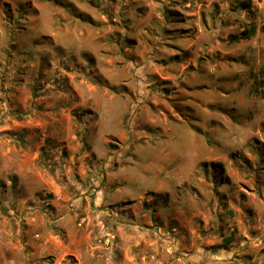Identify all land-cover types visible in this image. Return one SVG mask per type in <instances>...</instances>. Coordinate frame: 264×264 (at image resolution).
<instances>
[{
    "label": "rangeland",
    "instance_id": "1",
    "mask_svg": "<svg viewBox=\"0 0 264 264\" xmlns=\"http://www.w3.org/2000/svg\"><path fill=\"white\" fill-rule=\"evenodd\" d=\"M242 1L0 0V146L44 139L46 157L41 125L62 120L60 157L128 193L84 233L1 179L0 264H120L117 227L148 215L152 264H264V0Z\"/></svg>",
    "mask_w": 264,
    "mask_h": 264
},
{
    "label": "crops",
    "instance_id": "2",
    "mask_svg": "<svg viewBox=\"0 0 264 264\" xmlns=\"http://www.w3.org/2000/svg\"><path fill=\"white\" fill-rule=\"evenodd\" d=\"M54 123L56 122L52 121V124L41 125L42 129L39 130V133L41 131L43 134L46 133L44 131H49L48 134L55 140L52 144L48 140V145L51 146V153L46 157L41 154L42 146L45 144L44 139L31 145L28 141L23 143L15 141L16 143L8 147V149L0 146V181L1 179H6L8 184L13 181L19 188H23L24 191L30 192V194L42 191L51 193L53 199L50 205L55 207L57 212L55 221H62L64 225L77 226L76 230L78 231L91 233L92 228L96 225L93 221L94 216L91 215L92 209L97 211L95 216L99 217L101 221L103 220V224L109 225L104 216L110 212L114 213L117 204L124 201L128 195V193L118 190L113 192L112 186L117 180H126L127 176L116 175L115 171L111 170V172L107 173L106 179L101 180L99 170L102 165L96 163L95 160L79 162L78 160L73 161L60 157L59 153L65 147L64 141L66 139L63 133L62 120L60 121L61 125ZM30 128L38 130V126L35 127V125H31ZM34 133L35 135L37 134L35 131ZM11 149L18 154L17 159H13L14 157L10 155ZM34 152L35 156L31 158L29 155ZM39 158L42 159L39 160ZM164 181H162L158 190H166L167 185ZM91 187L93 188L91 189ZM166 192L173 191L168 189ZM172 197L176 201L179 199L174 194ZM136 206L138 207L137 209H140L139 205L136 204ZM119 207L121 210H126V212L131 211L129 205ZM71 213L75 215L77 213L82 214L78 223L75 222V217ZM144 217L147 226L143 228L146 231H142L141 227L137 225V229L140 231L130 234L125 231L124 226L117 227L123 239L119 251L120 264H131L134 261L133 258H136V264H142L139 259L145 250L149 256H158L157 260L148 259L149 264L157 263V261L167 258L168 255L160 250L162 249L160 240L158 238L155 239L154 236V234H159L153 227V219L155 218L152 219L149 215ZM144 240L145 242L143 243ZM133 244H139L138 246L141 249V254H134L135 257L132 255ZM98 246L101 248V245L98 244Z\"/></svg>",
    "mask_w": 264,
    "mask_h": 264
},
{
    "label": "trees",
    "instance_id": "3",
    "mask_svg": "<svg viewBox=\"0 0 264 264\" xmlns=\"http://www.w3.org/2000/svg\"><path fill=\"white\" fill-rule=\"evenodd\" d=\"M251 5V0H243L242 1V6L244 7H250Z\"/></svg>",
    "mask_w": 264,
    "mask_h": 264
},
{
    "label": "built area",
    "instance_id": "4",
    "mask_svg": "<svg viewBox=\"0 0 264 264\" xmlns=\"http://www.w3.org/2000/svg\"><path fill=\"white\" fill-rule=\"evenodd\" d=\"M254 1H256V0H254Z\"/></svg>",
    "mask_w": 264,
    "mask_h": 264
}]
</instances>
